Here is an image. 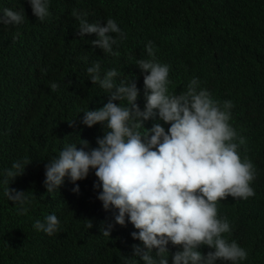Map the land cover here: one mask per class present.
I'll list each match as a JSON object with an SVG mask.
<instances>
[{
    "label": "trees",
    "instance_id": "16d2710c",
    "mask_svg": "<svg viewBox=\"0 0 264 264\" xmlns=\"http://www.w3.org/2000/svg\"><path fill=\"white\" fill-rule=\"evenodd\" d=\"M0 264H264V0H0Z\"/></svg>",
    "mask_w": 264,
    "mask_h": 264
}]
</instances>
